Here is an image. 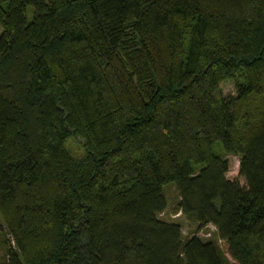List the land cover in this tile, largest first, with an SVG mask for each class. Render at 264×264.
<instances>
[{"label": "trees", "instance_id": "1", "mask_svg": "<svg viewBox=\"0 0 264 264\" xmlns=\"http://www.w3.org/2000/svg\"><path fill=\"white\" fill-rule=\"evenodd\" d=\"M0 257L264 264V0H0Z\"/></svg>", "mask_w": 264, "mask_h": 264}, {"label": "rangeland", "instance_id": "2", "mask_svg": "<svg viewBox=\"0 0 264 264\" xmlns=\"http://www.w3.org/2000/svg\"><path fill=\"white\" fill-rule=\"evenodd\" d=\"M220 89L224 97L233 96L235 94L233 85L229 81L222 82L220 84ZM81 146V141L74 136L69 137L65 142L66 149L76 157L82 154ZM227 159L229 163V170L226 173V177L229 179H235L239 182L240 185H244V180L238 176V157L227 156ZM165 197L167 200V207L165 211L161 215H159V218L165 221L175 222L179 224L182 239L191 236L195 229V225L189 224L184 220L182 216L179 215V213L173 212L174 206L178 202V197L176 191L171 186H168L166 188ZM197 235L203 241L214 240L219 243L213 226L209 225L208 227L203 228L198 232ZM0 264H7V262L5 259L0 257Z\"/></svg>", "mask_w": 264, "mask_h": 264}]
</instances>
